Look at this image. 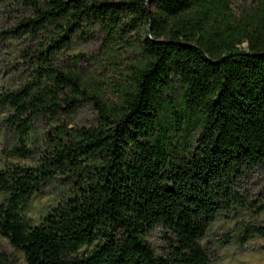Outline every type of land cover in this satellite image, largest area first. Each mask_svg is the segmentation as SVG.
<instances>
[{
	"label": "trees",
	"instance_id": "16d2710c",
	"mask_svg": "<svg viewBox=\"0 0 264 264\" xmlns=\"http://www.w3.org/2000/svg\"><path fill=\"white\" fill-rule=\"evenodd\" d=\"M255 1L237 18L231 0H24L30 14L11 32L42 39L27 53L30 79L1 99L12 154L33 156L24 141L36 121L49 130L31 165L0 170V236L26 264L210 263L209 225L264 162V0ZM95 27L92 72L79 57L56 65ZM83 106L92 119L80 124ZM57 179L66 195L31 224L23 207ZM254 233L264 231L245 236Z\"/></svg>",
	"mask_w": 264,
	"mask_h": 264
},
{
	"label": "rangeland",
	"instance_id": "374dc122",
	"mask_svg": "<svg viewBox=\"0 0 264 264\" xmlns=\"http://www.w3.org/2000/svg\"><path fill=\"white\" fill-rule=\"evenodd\" d=\"M230 6L235 16L240 18L255 10L258 2L231 0ZM29 14L30 8L24 4V0H0V170L14 165H31L38 153L46 148L45 134L49 125L45 120H38L24 141L26 148L35 151L33 156L24 159L13 155L12 150L18 144V139L5 122L9 111L1 104L4 93L17 89L29 80L34 70L33 62L27 57V53L37 47L42 37L38 35L31 38L27 34L11 32L19 19L28 17ZM101 42L102 33L98 27L93 28L88 36L76 34L67 47L57 52L55 63L63 68H72L75 58L79 57L78 69L92 72L94 67L91 59L98 52ZM91 119L89 106L78 110V123H87ZM235 192L240 198V203L230 212H223L227 214L218 215L201 240L210 256L209 264H264V234L245 236L248 228L264 231V162L242 175L236 184ZM66 193L67 188L62 186L59 179L54 180L29 199L22 213L31 224H38ZM4 197L0 194V203ZM150 241L158 250V245H162L159 230L151 234ZM3 261L26 264L22 253L0 236V264Z\"/></svg>",
	"mask_w": 264,
	"mask_h": 264
}]
</instances>
